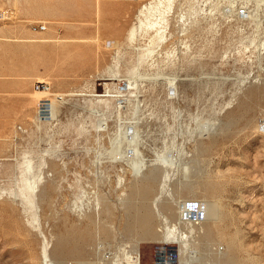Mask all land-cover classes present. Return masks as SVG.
<instances>
[{"label": "rangeland", "instance_id": "rangeland-1", "mask_svg": "<svg viewBox=\"0 0 264 264\" xmlns=\"http://www.w3.org/2000/svg\"><path fill=\"white\" fill-rule=\"evenodd\" d=\"M145 1L0 0V264H264V0H211L140 61ZM136 151L176 162L157 204ZM165 224L199 227L188 253Z\"/></svg>", "mask_w": 264, "mask_h": 264}, {"label": "bare ground", "instance_id": "bare-ground-1", "mask_svg": "<svg viewBox=\"0 0 264 264\" xmlns=\"http://www.w3.org/2000/svg\"><path fill=\"white\" fill-rule=\"evenodd\" d=\"M144 2V1H143ZM146 2V1H145ZM220 2V1H219ZM143 4V3H142ZM212 2L211 0H149L144 3L139 10L138 13V26L132 30L130 35V42H134L137 37H142L147 40L148 44L146 47L139 49V60L143 61L146 57L151 56L156 51V46H160V44L167 39L168 32L172 27V22L176 21V23L181 25L193 24L196 22V19L199 17V13L202 11L208 16V9L212 10ZM218 10V9H217ZM209 11V12H210ZM215 12V11H214ZM212 12H210L211 14ZM137 22V21H136ZM194 25V24H193ZM196 25V24H195ZM175 26V24H174ZM178 26V27H179ZM193 27V26H191ZM189 28V27H188ZM187 31V30H186ZM191 29H189V32ZM184 33V32H182ZM188 34V32H187ZM185 34V35H187ZM192 34V33H191ZM172 37V36H171ZM141 39V38H140ZM164 44V43H163ZM162 44V45H163ZM159 48V47H158ZM124 50V49H123ZM157 52V51H156ZM174 52V51H173ZM124 53V52H123ZM155 54V53H154ZM153 54V55H154ZM177 54V53H176ZM116 56V55H115ZM153 57V56H152ZM150 59V58H148ZM147 59V60H148ZM115 61V60H114ZM154 62V60L152 61ZM156 64V63H155ZM120 65V64H119ZM113 73V72H112ZM134 75L139 74V67H136L132 70ZM105 78V77H104ZM137 78V77H136ZM40 82V81H38ZM47 92V91H40ZM254 96V95H253ZM256 97V96H255ZM254 97V99H255ZM258 98V97H257ZM252 100V99H251ZM258 102V101H257ZM253 103V102H252ZM254 104V103H253ZM258 106V105H257ZM253 107V106H251ZM137 114V113H136ZM264 118V117H263ZM88 121V120H87ZM120 126V125H119ZM96 131V130H95ZM104 131V130H103ZM101 132V131H100ZM102 134V133H101ZM121 135V134H120ZM119 135V137H120ZM128 136V135H127ZM97 137V136H96ZM132 138V137H131ZM120 139V138H119ZM132 140V139H131ZM200 148V147H199ZM134 159H127L130 161L132 169L135 173H140L148 166H152L141 178L142 181L148 183L150 187H154L156 183L159 181V178L162 177L161 183L157 189V193L152 200L153 204L159 203L162 199L163 193L168 185V181L171 177V172L176 162L173 159L167 158L165 155H157L155 159H144L140 157L138 151L135 153ZM119 159L125 158L127 156H122L121 153H118ZM100 158V157H99ZM56 160V159H55ZM59 162V161H58ZM29 163V162H28ZM56 164V163H55ZM58 165V164H57ZM49 167V166H48ZM48 171V170H47ZM52 174V173H51ZM47 176V175H46ZM34 181V180H33ZM53 182V181H52ZM51 182V183H52ZM57 182V181H55ZM45 184V183H44ZM36 183L32 182L30 179L26 180L25 189L28 193L22 192L24 198L29 200L33 193H36ZM51 189V188H50ZM31 190V194L29 192ZM40 190V189H39ZM148 191V190H146ZM203 192V191H201ZM38 193V192H37ZM205 193V192H204ZM44 194V193H43ZM148 194L144 195V197ZM38 196V195H37ZM202 197V196H201ZM200 197V198H201ZM199 198V199H200ZM203 198V197H202ZM197 199V200H199ZM162 201V200H161ZM38 202V201H37ZM197 202V201H196ZM200 201H198L199 203ZM36 203V202H35ZM34 204V203H30ZM99 204V200L96 203ZM201 205V203H199ZM198 205V204H197ZM203 205V204H202ZM199 206V205H198ZM156 207V206H155ZM158 207V206H157ZM202 207V206H201ZM200 207V209H202ZM193 208V207H192ZM199 208V207H198ZM189 209V208H188ZM203 209H205L203 207ZM37 212V211H36ZM38 213V212H37ZM39 215V214H38ZM40 216V215H39ZM167 221V220H166ZM28 222V220H27ZM170 222V221H169ZM204 222V220H203ZM30 223V222H29ZM206 223V222H205ZM199 224V223H198ZM30 225V224H28ZM32 226V225H31ZM206 226V225H205ZM203 225L200 227L202 228ZM211 227V226H210ZM198 226L192 225L191 227V238L187 235L183 230L180 229L177 225H169L165 224L163 229L161 230L162 235L160 241L165 243L177 244L179 246L181 254L188 253L189 248L191 247L192 241L194 242V234H197ZM203 229V228H202ZM208 230V228H207ZM33 231V230H32ZM199 231V230H198ZM203 232V231H202ZM207 232V231H206ZM215 232V231H214ZM200 233V232H199ZM204 234V233H203ZM207 234V233H206ZM205 234V236H206ZM209 234V233H208ZM210 236H212L210 234ZM219 236V235H218ZM64 238V237H63ZM66 238V237H65ZM211 239V238H210ZM215 239V238H214ZM203 240V239H202ZM205 240V238H204ZM225 243V242H224ZM44 244V243H43ZM44 246V245H43ZM80 249V248H79ZM82 249V248H81ZM126 250V249H125ZM128 250V249H127ZM133 250V249H132ZM56 251V250H54ZM136 251V250H135ZM233 251V250H232ZM50 252V251H49ZM45 254V252H44ZM55 254V253H54ZM131 254V253H130ZM128 255L127 260L129 264H141L140 257L138 253L135 252V255ZM227 255V253H223L222 255ZM231 254V253H230ZM49 255V254H48ZM125 255V254H124ZM45 257V256H44ZM124 257V256H123ZM190 258L184 264H190V262L196 257L195 253H192ZM46 258L47 255H46ZM225 258V257H224ZM125 259V258H124ZM230 259V258H229ZM126 260V261H127ZM103 261V260H102ZM231 261V260H230ZM70 262V261H69ZM73 262V261H72ZM104 262V261H103ZM120 262V261H119ZM117 260L114 264H120ZM79 263V262H78ZM46 264H53L52 261L47 260ZM83 264V263H82ZM88 264V263H87Z\"/></svg>", "mask_w": 264, "mask_h": 264}, {"label": "built area", "instance_id": "built-area-1", "mask_svg": "<svg viewBox=\"0 0 264 264\" xmlns=\"http://www.w3.org/2000/svg\"><path fill=\"white\" fill-rule=\"evenodd\" d=\"M10 15L9 11L0 12V20L9 19ZM46 28L45 25H41L42 30H46ZM35 88L38 91H51V84L49 81H40L36 82ZM37 112L39 118L42 120L51 118L50 100L48 98H44L38 102Z\"/></svg>", "mask_w": 264, "mask_h": 264}]
</instances>
